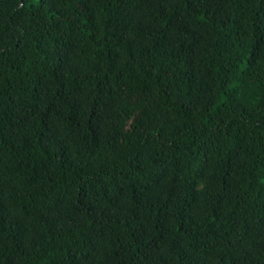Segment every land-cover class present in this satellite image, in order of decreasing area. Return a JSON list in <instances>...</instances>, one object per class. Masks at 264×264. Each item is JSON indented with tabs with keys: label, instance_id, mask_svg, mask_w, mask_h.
<instances>
[{
	"label": "trees",
	"instance_id": "1",
	"mask_svg": "<svg viewBox=\"0 0 264 264\" xmlns=\"http://www.w3.org/2000/svg\"><path fill=\"white\" fill-rule=\"evenodd\" d=\"M0 264H264V0H0Z\"/></svg>",
	"mask_w": 264,
	"mask_h": 264
}]
</instances>
